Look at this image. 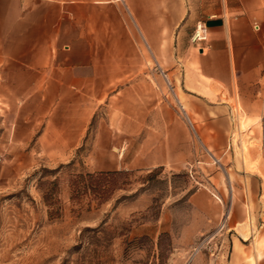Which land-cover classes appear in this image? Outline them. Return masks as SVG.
Instances as JSON below:
<instances>
[{"label":"rangeland","instance_id":"rangeland-1","mask_svg":"<svg viewBox=\"0 0 264 264\" xmlns=\"http://www.w3.org/2000/svg\"><path fill=\"white\" fill-rule=\"evenodd\" d=\"M135 45L145 64L99 84L78 146L12 144L0 115V264H264V91L245 104ZM114 170L102 197L72 193Z\"/></svg>","mask_w":264,"mask_h":264},{"label":"crops","instance_id":"crops-1","mask_svg":"<svg viewBox=\"0 0 264 264\" xmlns=\"http://www.w3.org/2000/svg\"><path fill=\"white\" fill-rule=\"evenodd\" d=\"M122 2L138 34L123 24L115 0H0V115L12 144L26 145L38 131V145L78 146L101 87L131 79L133 67L145 64L135 45L139 35L156 64L184 75L193 65L194 75L227 95L235 89L245 104L259 99L264 0ZM200 18L209 35L202 51L190 43ZM203 103L199 109L207 112Z\"/></svg>","mask_w":264,"mask_h":264},{"label":"trees","instance_id":"trees-1","mask_svg":"<svg viewBox=\"0 0 264 264\" xmlns=\"http://www.w3.org/2000/svg\"><path fill=\"white\" fill-rule=\"evenodd\" d=\"M121 173H128L127 171H98L79 173L71 182L72 193L78 194L86 190L93 191L96 196L102 197L108 190L109 181L101 183L102 179H108L111 176Z\"/></svg>","mask_w":264,"mask_h":264},{"label":"built area","instance_id":"built-area-1","mask_svg":"<svg viewBox=\"0 0 264 264\" xmlns=\"http://www.w3.org/2000/svg\"><path fill=\"white\" fill-rule=\"evenodd\" d=\"M122 1V0H115ZM208 28L204 20H197L190 34V42L196 46L199 50H203L207 47L208 42Z\"/></svg>","mask_w":264,"mask_h":264},{"label":"bare ground","instance_id":"bare-ground-1","mask_svg":"<svg viewBox=\"0 0 264 264\" xmlns=\"http://www.w3.org/2000/svg\"><path fill=\"white\" fill-rule=\"evenodd\" d=\"M176 99V98H175ZM176 101L178 102V104L180 105V101L178 100V99H176ZM181 106V105H180ZM188 120V119H187ZM245 150V149H244ZM243 154V153H242ZM243 156V155H242ZM245 160V159H244ZM245 162V161H244ZM247 215H248V219H249V221H251V214H250V212H249V208H248V210H247ZM252 224V223H251Z\"/></svg>","mask_w":264,"mask_h":264}]
</instances>
